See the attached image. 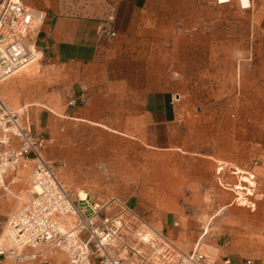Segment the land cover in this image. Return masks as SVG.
<instances>
[{
  "label": "crops",
  "instance_id": "1",
  "mask_svg": "<svg viewBox=\"0 0 264 264\" xmlns=\"http://www.w3.org/2000/svg\"><path fill=\"white\" fill-rule=\"evenodd\" d=\"M32 5L46 14L36 45L61 97L50 99L51 92L45 104L44 99L30 104L36 134L46 136L52 121L61 126L73 119L125 142L176 150L189 147L197 126L199 140H207L208 108L196 105L192 95H207L208 101L230 95L234 110L246 103L248 114L264 111V0H33ZM30 164L0 190V242L6 216L23 204L25 185L16 184L28 179ZM215 246L233 264L255 257L224 236ZM0 264L13 261L0 257Z\"/></svg>",
  "mask_w": 264,
  "mask_h": 264
},
{
  "label": "rangeland",
  "instance_id": "2",
  "mask_svg": "<svg viewBox=\"0 0 264 264\" xmlns=\"http://www.w3.org/2000/svg\"><path fill=\"white\" fill-rule=\"evenodd\" d=\"M52 81L39 58L0 81V98L23 111L30 125L31 103L45 104L51 92L50 99H61ZM206 98L191 96L196 105L207 106L209 125L206 141L195 127L189 147L156 150L67 119L61 126L51 122L41 155L75 200L84 193L99 205L125 202L183 251L200 249L220 258L215 241L224 236L254 252V264H264V111L248 114L246 103L234 110L230 95ZM205 152L214 156H202ZM29 179L30 174L16 184L25 185L21 203L30 197Z\"/></svg>",
  "mask_w": 264,
  "mask_h": 264
},
{
  "label": "built area",
  "instance_id": "3",
  "mask_svg": "<svg viewBox=\"0 0 264 264\" xmlns=\"http://www.w3.org/2000/svg\"><path fill=\"white\" fill-rule=\"evenodd\" d=\"M29 1L0 0V81L40 58L36 36L46 14ZM44 145L27 115L0 98V190L34 162L30 197L3 223L0 257L13 264H233L228 256L181 250L125 202L73 199L42 157Z\"/></svg>",
  "mask_w": 264,
  "mask_h": 264
},
{
  "label": "bare ground",
  "instance_id": "4",
  "mask_svg": "<svg viewBox=\"0 0 264 264\" xmlns=\"http://www.w3.org/2000/svg\"><path fill=\"white\" fill-rule=\"evenodd\" d=\"M80 196H81V197H84V193H80Z\"/></svg>",
  "mask_w": 264,
  "mask_h": 264
}]
</instances>
